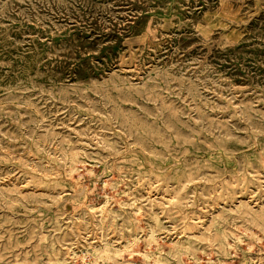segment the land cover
I'll use <instances>...</instances> for the list:
<instances>
[{
  "label": "rangeland",
  "instance_id": "rangeland-1",
  "mask_svg": "<svg viewBox=\"0 0 264 264\" xmlns=\"http://www.w3.org/2000/svg\"><path fill=\"white\" fill-rule=\"evenodd\" d=\"M0 264H264V0H0Z\"/></svg>",
  "mask_w": 264,
  "mask_h": 264
}]
</instances>
